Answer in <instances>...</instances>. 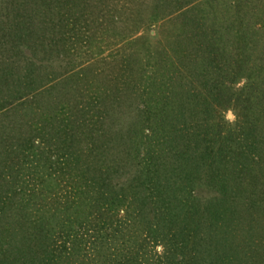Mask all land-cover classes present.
<instances>
[{
  "label": "rangeland",
  "instance_id": "rangeland-1",
  "mask_svg": "<svg viewBox=\"0 0 264 264\" xmlns=\"http://www.w3.org/2000/svg\"><path fill=\"white\" fill-rule=\"evenodd\" d=\"M183 17L223 41L198 47ZM212 52L228 61L220 100L208 95ZM60 173H117L126 186L136 173L168 177L212 211V247L200 238L195 264H264V0H0V264L56 259L70 192L63 175L56 190ZM14 208L32 223L22 238L3 233L22 225ZM78 211L71 231L87 247L94 227L79 225L87 204ZM42 223L53 231L40 241ZM101 242L82 250L90 264L123 239Z\"/></svg>",
  "mask_w": 264,
  "mask_h": 264
},
{
  "label": "trees",
  "instance_id": "trees-1",
  "mask_svg": "<svg viewBox=\"0 0 264 264\" xmlns=\"http://www.w3.org/2000/svg\"><path fill=\"white\" fill-rule=\"evenodd\" d=\"M183 18L182 33L187 34V40L194 42L198 47L203 48L207 44L206 46L213 49L217 45L216 42L223 41L219 36V29L214 30L213 25L212 38L208 39L209 27L206 23L201 20H193L191 17ZM223 55H225L224 52L218 55L212 52V55L209 54L206 59V61L208 60L207 68L210 69L207 74L212 78V81L207 83V87H210L208 95H212L217 100H220L221 97L219 88L222 86V81L227 77L228 66L223 61H228L223 58ZM212 63H214L213 67ZM206 137L208 136L205 135ZM165 144H170L167 148H172L171 141ZM155 154L159 156V161L161 158H168L170 152H155L153 150L148 155L152 158ZM77 160L78 158H76ZM158 168L164 169V166L159 165ZM72 174L60 173L56 175V190L58 180L63 175L64 177L68 176V181L63 178L62 180L68 182L65 188L70 187V192L64 196L68 199L64 206L58 204L60 208H56V216L60 220L56 225V230H58V232L56 231V259L54 258V260L53 257L48 258L49 260L44 259V264H86L85 261L90 264L94 261L95 255L92 254L95 252L97 244L107 241L114 232H118L123 243L119 244L117 249L114 248L109 260L107 259L104 264H195L197 253L200 252L199 248L204 246L199 239L205 237V240L209 239L210 244L204 248L211 249L215 233L212 231L211 209H207L208 217L205 218V214H202L203 210L201 211L202 208L190 203L196 198L193 193L187 192L185 189L170 188L168 177L158 173H136L130 179L129 185L126 186L115 183L117 173L116 177L115 173H92V176L91 173ZM210 183L212 184V181ZM183 187H187L185 183ZM58 199L59 193L56 191V204ZM1 201L2 199H0V206H2L0 210H3L5 206L1 204ZM85 204H87L89 213L84 221L79 223L80 228L84 224L94 227L87 247L80 240V235L77 234L79 231L74 228L71 231L72 225H76L80 218L78 209ZM23 209H13L16 212L14 218L22 222L19 229L4 225L3 233L18 238L21 232H25L26 224L29 227L32 225L28 221L29 216L24 214L26 211L24 209V212ZM121 211L124 216L119 219ZM217 211L214 217L216 223L223 221V212ZM70 212L77 216L75 221H68V217L71 216ZM62 213L65 215L64 219H61ZM152 213L153 216H151ZM47 226L48 223H42L37 224L34 228L38 235L37 239L40 241H43L44 236L53 231L50 229L51 226L47 231ZM222 227H224L223 223ZM139 228L142 231L138 235ZM136 234L139 237H136ZM67 242L71 243V247H66ZM158 243L163 247L162 254L156 251ZM84 249L92 250L91 255L85 254L86 259L82 256ZM222 252L224 251L222 250ZM227 255L229 256V254ZM232 257L234 256L232 255Z\"/></svg>",
  "mask_w": 264,
  "mask_h": 264
}]
</instances>
